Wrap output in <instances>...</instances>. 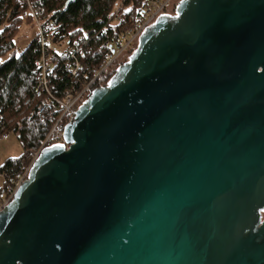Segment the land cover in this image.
Here are the masks:
<instances>
[{"label":"water","instance_id":"obj_1","mask_svg":"<svg viewBox=\"0 0 264 264\" xmlns=\"http://www.w3.org/2000/svg\"><path fill=\"white\" fill-rule=\"evenodd\" d=\"M264 0H179L0 209V264H264Z\"/></svg>","mask_w":264,"mask_h":264},{"label":"trees","instance_id":"obj_2","mask_svg":"<svg viewBox=\"0 0 264 264\" xmlns=\"http://www.w3.org/2000/svg\"><path fill=\"white\" fill-rule=\"evenodd\" d=\"M27 1L42 11L43 22L49 23L46 30L50 43L60 45L66 41L67 46L76 38H90L95 33H98L97 39L106 33L115 36L128 26L129 16L138 14L151 0H0V122L17 136L23 148L21 156L7 159L0 167L5 179L25 164L28 154L50 125V120L41 122L36 117L42 99L34 91L37 80L35 61L38 58L35 37L18 54L12 52L13 36L20 22L31 19ZM121 1L124 3V18L113 24L112 14ZM49 49L53 62L63 58L62 53L57 54L51 45ZM65 83L63 76L61 84ZM5 192L6 182L0 189V200Z\"/></svg>","mask_w":264,"mask_h":264},{"label":"built area","instance_id":"obj_3","mask_svg":"<svg viewBox=\"0 0 264 264\" xmlns=\"http://www.w3.org/2000/svg\"><path fill=\"white\" fill-rule=\"evenodd\" d=\"M178 1L151 0L142 8L137 17L132 18L131 24L122 28L115 36L112 37L106 33L99 39L102 44L96 47H92L91 42L93 39H97L98 33L90 38L75 39L62 51L63 58L58 62H51L48 45L50 38L46 30L49 23H44L41 18L42 11L39 8H33L27 1L30 16L38 28V33L35 36V46L38 51V58L35 62L38 72V95L54 100L50 104H42V108L36 114L40 121H45L46 116L54 121L32 150L31 156L35 157L43 147L48 146L51 142L62 141L64 125L74 120L75 113L82 101L92 89L98 86L99 82H107L115 68L127 59L136 47L142 31L160 14L173 11ZM114 14L116 22H120L124 18L120 7L115 9ZM61 70L65 71L63 76H65L66 83L63 85L61 84L63 76L59 81L58 77H55L56 73ZM54 89L63 92V98L60 99L55 93L53 95ZM8 136V128L0 122V140H5ZM28 171L29 169L26 168L18 173L13 172L5 179L6 192L0 200V209L8 203L19 184L26 178Z\"/></svg>","mask_w":264,"mask_h":264},{"label":"rangeland","instance_id":"obj_4","mask_svg":"<svg viewBox=\"0 0 264 264\" xmlns=\"http://www.w3.org/2000/svg\"><path fill=\"white\" fill-rule=\"evenodd\" d=\"M32 19V18H31ZM30 18L23 19L16 32L14 33V53H19L23 48L36 36L38 33V28L34 21ZM113 24L116 23L115 20L112 21ZM49 46L55 50L57 54H61L66 47V41L62 42L60 45H54L49 42ZM9 136L5 140H0V167L9 158H16L22 155L23 148L17 138V136L9 130ZM5 182V177L0 173V189L3 187Z\"/></svg>","mask_w":264,"mask_h":264},{"label":"bare ground","instance_id":"obj_5","mask_svg":"<svg viewBox=\"0 0 264 264\" xmlns=\"http://www.w3.org/2000/svg\"><path fill=\"white\" fill-rule=\"evenodd\" d=\"M178 2H179V1H178ZM178 2H177V3H178ZM177 3H176V4H177ZM123 6H124L123 1H121V2L117 5V7H120V10H121V11H122V9H123ZM145 6H146V4H145L143 7H145ZM117 7H116V8H117ZM143 7H142V8H143ZM174 7H175V6H174ZM116 8H115V9H116ZM114 11H115V10H114ZM140 11H141V10H140ZM140 11H139V12H140ZM173 11H174V9H173ZM173 11H172V12H169V13H173ZM138 14H139V13H138ZM138 14L130 15V16H129V19H128V23L131 24V22H132V18L137 17ZM115 18H116V15H115L114 12H113V14H112V21H113ZM129 24H128V25H129ZM103 28H105V27H102V29H103ZM76 39H78V38H76ZM82 39H83V38H82ZM74 40H75V39H74ZM79 40H80V39H79ZM101 44H102V41L99 40V39H93L92 42H91V46H92V47H96V46H99V45H101ZM136 45H137V44H136ZM134 49H135V48H134ZM49 51H50V49H49ZM50 52H51V51H50ZM131 53H132V52H131ZM128 57H129V56H128ZM128 57H127V59H128ZM127 59H126V60H127ZM35 62H36V61H35ZM51 62H53V61L51 60ZM35 67H36V64H35ZM114 71H115V70H114ZM36 73H37V78H38V72H37V70H36ZM113 73H114V72H113ZM113 73H112V74H113ZM64 74H65V71H64V70H61V71H58V72L56 73L55 77H58V81H59L60 78H62V76H63ZM111 76H112V75H111ZM111 76H110V77H111ZM37 80H38V79H37ZM37 80H36V84H35V89H34V91H35V95H36L37 97H39L40 99H42V101H41L40 104L37 106L36 114H37L38 110H40V109L42 108V106H41L42 104H50V103L54 102V100L51 99V98H50V99H45L44 97H42V95H38L39 88H38V86H37ZM104 82H105V81H101V82H99L97 87L104 86V85L107 83V82H105V83H104ZM68 83L70 84V82H68ZM53 84H54V83H53ZM54 93H55L56 96L60 97V99L63 98V96H64V94L62 95L63 92H61V91H57V89H54V90H53V95H54ZM61 95H62V96H61ZM36 117H37V115H36ZM37 119H38V118H37ZM38 120H39V119H38ZM46 120H50V125H49V127H48V129H47V131H48L54 120H53L52 118L48 117V116H46L45 121H46ZM39 121H40V120H39ZM45 121H41V122H45ZM70 123H71V122H70ZM67 124H68V123H66V124L64 125V128H65V126H66ZM47 131H46V132H47ZM63 131H64V129H63ZM63 135H64V132H63ZM62 140H63V139H62ZM59 142H62V141L51 142V143L48 144V145H51V144H53V143H59ZM45 147H46V146H45ZM43 148H44V147H43ZM43 148H42V149H43ZM42 149H41V150H42ZM41 150H40V151H41ZM39 153H40V152H39ZM39 153H38L37 155H35V157H34V156H31V154H32V151H31V152L28 154V156H27V158H26V160H25V161H26L25 164L23 163L21 166H19V167H18L15 171H13V172L18 173V172L23 171V170L26 169V168L30 169V167H31V165L33 164V162H34V161L37 159V157L39 156ZM22 166H23V167H22ZM13 172H11V174H12ZM28 172H29V171H28ZM11 174H10V175H11ZM10 175H9V176H10ZM27 175H28V174H27ZM26 178H27V176H26ZM26 178H25V179H26ZM25 179H24V180H25ZM24 180H23V181H24ZM23 181H22V182H23ZM22 182H21V183H22ZM21 183H20V184H21ZM20 184H19V186H20ZM19 186H18V187H19ZM18 187H17V189H18ZM17 189H16V190H17ZM16 190H15V192H16ZM15 192H14V193H15ZM13 195H14V194H13ZM13 195H12V197H13ZM12 197L10 198V200L12 199ZM10 200H9V201H10ZM9 201H8V202H9Z\"/></svg>","mask_w":264,"mask_h":264},{"label":"flooded vegetation","instance_id":"obj_6","mask_svg":"<svg viewBox=\"0 0 264 264\" xmlns=\"http://www.w3.org/2000/svg\"><path fill=\"white\" fill-rule=\"evenodd\" d=\"M264 220V211L261 212V221Z\"/></svg>","mask_w":264,"mask_h":264}]
</instances>
